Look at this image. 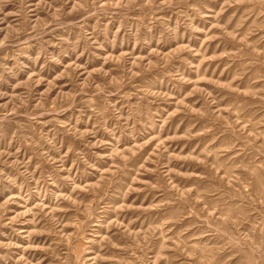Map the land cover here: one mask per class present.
<instances>
[{"label": "rangeland", "instance_id": "1", "mask_svg": "<svg viewBox=\"0 0 264 264\" xmlns=\"http://www.w3.org/2000/svg\"><path fill=\"white\" fill-rule=\"evenodd\" d=\"M0 264H264V0H0Z\"/></svg>", "mask_w": 264, "mask_h": 264}]
</instances>
